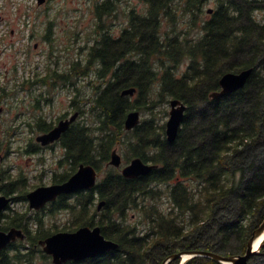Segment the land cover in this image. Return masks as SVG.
I'll use <instances>...</instances> for the list:
<instances>
[{
	"label": "trees",
	"instance_id": "trees-1",
	"mask_svg": "<svg viewBox=\"0 0 264 264\" xmlns=\"http://www.w3.org/2000/svg\"><path fill=\"white\" fill-rule=\"evenodd\" d=\"M151 2V18L138 31L142 43L148 42L145 55L150 61L165 60L164 77L156 81L151 66L121 67L116 81L92 89L87 114L94 121L85 130H72L65 142L73 172L80 163L100 171L124 135L125 146L134 149L125 163L139 157L158 168L146 177L127 179L112 167L95 190L76 194L73 205L62 206L73 212L76 228L100 226L107 239L119 244L99 259L68 264H163L176 253L200 250L223 256L244 254L252 232L264 220V0ZM211 2L216 7L206 18ZM259 11L263 18L257 16ZM163 20L166 40L158 49L157 23L160 28ZM125 50L121 41L106 44L99 56L106 71ZM186 61L188 69L179 78V66ZM251 68L254 72L244 89L211 97L220 91L222 75ZM134 86L141 94L132 103L121 92ZM171 98L188 106L174 143L163 137L166 123L158 112V106L166 107ZM133 109L148 112L149 117L130 134L124 123ZM163 113L168 115V109ZM98 200L106 201L100 219L94 208ZM131 210L139 211V223L130 221ZM11 228L23 229L27 237L1 252L0 264H35L38 253L51 264L39 242L53 232L39 226L34 231L18 213L1 215L0 231ZM262 245L254 257L264 260V241ZM187 264L221 263L196 257Z\"/></svg>",
	"mask_w": 264,
	"mask_h": 264
},
{
	"label": "flooded vegetation",
	"instance_id": "flooded-vegetation-1",
	"mask_svg": "<svg viewBox=\"0 0 264 264\" xmlns=\"http://www.w3.org/2000/svg\"><path fill=\"white\" fill-rule=\"evenodd\" d=\"M34 1L36 10L20 13L21 18L26 20L24 27L32 29V33L29 34L30 43L34 42L33 49L26 47V63L28 64L31 51L34 50L36 53L42 52L43 56L45 54L47 59L39 61L36 68L32 69L31 75L26 69L25 75L22 77L18 75V68L21 66L19 62L6 72L12 74L11 76L4 77L0 72V196L11 199L8 209L17 202L16 195H21L28 201V194L34 190L59 184L56 182L59 179L56 175L58 173L55 172L50 183L30 185L29 177L24 170L20 168L15 173L20 164L10 163L7 166L8 157L20 154L30 156L29 160L34 163L36 169L42 168L40 175L34 177L40 181H44L49 172L55 170L52 165L47 167L50 160L54 162L56 159L57 169L69 165V171L64 174L70 177L83 164L80 163L73 172L74 163L65 142L72 130H85L88 123L90 124L87 117V91H82V82H86V86L93 89L97 84L109 80L116 81V74L120 68L128 64L153 67L154 73L157 74L156 81L162 79L166 73L165 60L150 61L145 55L150 48H147L148 42L142 43L141 32L138 31L141 24L151 18V0H79L73 11L69 10V0H46L42 5L38 0ZM161 13H165L163 4ZM3 19L0 16V21ZM7 34L0 40V45ZM10 35L14 36L15 30L12 29ZM156 39H159L160 49V45L166 40L165 20L162 25L160 22V28L159 21L157 23ZM109 41L123 42L126 50L121 59L109 66L110 69L106 71L99 56ZM44 46L45 50L42 51ZM129 88L137 90L134 96H127L130 102L134 103L140 98L141 91L137 86ZM21 94H25L26 97L20 98ZM61 95H67L68 102L66 105L63 103L64 109L56 115L51 108H55L57 97ZM12 99L19 100L17 106L11 104L9 109H5L3 106L6 107ZM161 106V104L158 106V112H161ZM134 111L141 114L139 128L146 118L143 119L142 110L133 109L130 112ZM75 115L76 120L58 141L48 145L39 141L40 137L53 131L62 122L71 120ZM137 129L127 132L135 134ZM22 132H30V140L25 148L20 143L15 149L13 146L15 136ZM163 137L167 138L166 130ZM135 158L137 157L133 159ZM63 199L59 198L54 203H59ZM3 214L5 213L0 216Z\"/></svg>",
	"mask_w": 264,
	"mask_h": 264
},
{
	"label": "water",
	"instance_id": "water-1",
	"mask_svg": "<svg viewBox=\"0 0 264 264\" xmlns=\"http://www.w3.org/2000/svg\"><path fill=\"white\" fill-rule=\"evenodd\" d=\"M42 5L46 0H38ZM209 14L214 10L210 9ZM254 69H246L240 72H228L222 75L219 84L221 90L211 95L218 99L236 93L244 89L251 78ZM137 90L128 88L123 90V97L134 96ZM188 106L179 99L170 101L169 120L166 125V135L169 143H174L179 137L180 130L186 119ZM77 115L71 120L62 122L53 131L39 138L44 145L58 141L67 132L70 125L76 120ZM141 123V114L138 111L130 112L125 120V130L132 131ZM110 165L115 168L123 167V157L117 150L111 153ZM158 166L145 163L141 158H135L131 163L122 168V174L127 179H137L150 175ZM99 182V172L93 165L81 164L77 172L66 182L48 187H40L29 193L27 198L31 210L41 211L48 204L56 202L63 196H69L85 191L95 190ZM11 199L0 196V214L4 213L11 204ZM106 206V201H101L98 210ZM26 233L22 229L11 228L8 231H0V253L17 241H24ZM261 240V241H260ZM261 242L256 248L258 242ZM264 241V220L256 228L247 242L244 254L235 256H223L211 251H184L168 257L163 264H170L178 260L179 264H187L196 257L213 259L221 264H249L250 260L260 253ZM43 252L52 258V264H68L70 262H84L99 259L119 248V244L107 239L103 235L100 226H83L75 231H61L54 233L45 240L39 242Z\"/></svg>",
	"mask_w": 264,
	"mask_h": 264
},
{
	"label": "rangeland",
	"instance_id": "rangeland-1",
	"mask_svg": "<svg viewBox=\"0 0 264 264\" xmlns=\"http://www.w3.org/2000/svg\"><path fill=\"white\" fill-rule=\"evenodd\" d=\"M69 1H70V6H69L70 11H73L75 6L78 5V3L80 2L79 0H69ZM215 7H216V5L213 4V2H211L209 4V6L206 7V11L208 12L209 9H211V8L214 9ZM35 8H36V6H35L34 0H0V16L4 18L3 20L0 21V40L2 39L4 34L8 33L6 39L3 40L1 45H0V72H1V75L4 77H8V76L12 75V74H8L6 72L9 71L12 68V66H14L18 62L21 65L18 68V71H19L18 75L20 77L25 75V69L28 71V74L31 75L32 69L36 68L37 63L39 61L43 62L47 59L45 54L43 56L42 52L36 53L34 50V51H31L32 55L29 58L28 64L26 63V57H25V52L27 49L26 47H30L31 49H33L34 42L30 43L29 34L32 33V29H31V27H29L27 29L24 27L26 20L21 18L20 13H21V11L36 10ZM86 12H88L87 8H86ZM209 16L210 15L207 13L205 17L209 18ZM257 16L259 18H263V13L259 11L257 13ZM12 29L15 30L14 36L10 35ZM44 48H45V46L42 48V51L45 50ZM41 64H43V63H41ZM187 64L188 63L186 61V62H183L179 66V73H178L179 78L182 77L183 73H185L187 71V69H188ZM86 84H87L86 82H82V85H83L82 91L83 92L87 91V93H89V94H87V99H88L92 95V93L90 91L92 88L86 86ZM25 97H26L25 94L20 95V98H22V99H24ZM62 99H64V102H62ZM171 100H172V98H171ZM18 101L19 100H16V99L13 100L12 99L11 101L8 102L9 105L6 104V107L5 106H3V107L5 109H9L8 107L11 104H14L16 107ZM67 102H68L67 95L58 96L55 108L54 109L51 108V109L54 110L55 114L57 115L59 112H61L64 109L63 103L66 105ZM142 105H143V103H142ZM165 108L168 109V115H164V113H163ZM160 110L162 112V115L160 116L161 120L163 121V123H167L169 120L170 105L168 104L165 107V105L163 104L160 107ZM148 114H149L148 112H144L143 113V119L148 118L149 117ZM87 117H88V114H87ZM93 121L94 120L91 119L89 122H93ZM30 134H31L30 132H22V133H19L18 136H15V142L13 145L14 148L15 149L18 148L20 143L25 148L26 144L30 140ZM122 138L123 139L118 141V144L113 148L112 151L117 150L119 152V154L123 157V159H125V156L130 155V153L133 155L134 149L130 146H129L130 149H128L125 146L124 141H127V139H128L127 136L125 137V135H124V136H122ZM122 141H123V143H122ZM29 158H31V157L28 155H24V154L23 155L22 154L12 155V156L8 157V159H7L8 163H6V164H7V166H9L10 163H13L14 165L20 164V166H18L15 169V171H16L15 173H17V170L20 168L22 170H24V173L29 177L30 185H36V184L42 183V182L50 183L52 180V177H54V174H56V173H58L56 175H58V178L60 179L61 176L62 177L65 176L64 173L69 171V168H70L69 165H66V166H64L63 169H57L56 159L54 162H52L50 160L48 162L49 166H47V167L49 168L52 165L55 170L53 172L50 171L48 176L45 178L44 181L35 180L34 177L40 175L42 168L36 169V166L34 165V163L32 161L29 160ZM109 162H110V160L101 165V168L99 171V181L102 180L105 176H107L110 173V171L112 170V166L109 165L110 164ZM124 164H128V163H125V160H124ZM70 196H71L70 198L61 202V204L60 203L57 204L55 207H52V204H50L49 206H47L46 208H44L41 211H35V210L30 209L28 201L27 200L25 201L23 196L16 195L15 197L17 198V202H15V204H13L11 209H7L4 213L7 215H10V217L13 215L15 216L16 213H18L20 215H24L25 219L29 223V227H31L34 231L36 229H38V226L40 229H42L44 231H51L53 233H57V232H61V231H72V229L77 230L78 228H76L77 224H76L75 218L73 217V212L71 210H68V209H62L63 205H65V204L66 205H73L76 202L74 195H70ZM100 202H101V200L96 201V205L94 207L96 209V215H97L98 219H100V217L102 216L103 210H104V209H102L101 211H98V206H99ZM139 217H140V214H139L138 210L129 211V218H130L131 222L139 223V219H140ZM5 220H6V217L3 216L1 219L2 223ZM144 226L145 225L140 226V229H144ZM42 251H43V249H42ZM37 256H36L35 264H49L47 259H44L43 257H41V253H38ZM50 263L52 264V258L50 259ZM249 264H264V260H263V258H260V257H253L250 260Z\"/></svg>",
	"mask_w": 264,
	"mask_h": 264
},
{
	"label": "bare ground",
	"instance_id": "bare-ground-1",
	"mask_svg": "<svg viewBox=\"0 0 264 264\" xmlns=\"http://www.w3.org/2000/svg\"><path fill=\"white\" fill-rule=\"evenodd\" d=\"M260 241H261V240H260ZM260 241L258 242V244H257L256 248H257V247H258V245L261 243Z\"/></svg>",
	"mask_w": 264,
	"mask_h": 264
}]
</instances>
